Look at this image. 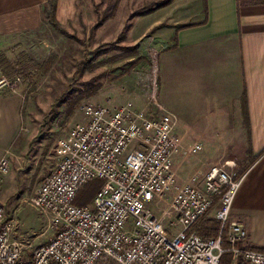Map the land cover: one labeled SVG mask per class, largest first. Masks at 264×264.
<instances>
[{
    "label": "built area",
    "instance_id": "obj_1",
    "mask_svg": "<svg viewBox=\"0 0 264 264\" xmlns=\"http://www.w3.org/2000/svg\"><path fill=\"white\" fill-rule=\"evenodd\" d=\"M158 74L155 54L139 77L147 107L86 102L82 121L58 140V162L32 197L51 217L50 241L27 253L0 201V264H220L228 252L245 264H264V251L247 243L246 228L232 218L243 180L235 162L212 165L202 185L178 182L172 164L181 143L178 119L158 102ZM20 83L0 78V88ZM10 171L9 157H0V192ZM93 181L101 186L91 201L77 204ZM163 202L172 232L156 212ZM217 202L219 232L204 238L195 225Z\"/></svg>",
    "mask_w": 264,
    "mask_h": 264
},
{
    "label": "crops",
    "instance_id": "obj_2",
    "mask_svg": "<svg viewBox=\"0 0 264 264\" xmlns=\"http://www.w3.org/2000/svg\"><path fill=\"white\" fill-rule=\"evenodd\" d=\"M52 6L64 27L77 18L80 0H0V56L15 64L26 55L16 44L44 27ZM186 6L179 20L158 21L173 39L158 54L157 98L178 119L182 154L174 158L185 161L183 151L200 145L206 153L196 158L206 167L232 158L243 163L235 168L243 180L232 218L246 228L250 246L264 249V0ZM23 104L20 89L0 88V157L14 153L23 137Z\"/></svg>",
    "mask_w": 264,
    "mask_h": 264
},
{
    "label": "rangeland",
    "instance_id": "obj_3",
    "mask_svg": "<svg viewBox=\"0 0 264 264\" xmlns=\"http://www.w3.org/2000/svg\"><path fill=\"white\" fill-rule=\"evenodd\" d=\"M188 1L80 0L78 16L64 26L66 32L46 21L44 27L16 44V52L22 51L36 62L53 59L43 76L13 78L21 80L18 89L24 96L23 137L15 152L7 154L11 171L2 183L0 201L14 223L13 237L27 245V253L53 237L50 215L35 207L32 197L58 162V140L82 121L80 108L86 102L121 104L132 100L138 108L147 107L139 77L151 70L152 57L173 43L162 34L165 27L161 23L179 20ZM183 153L185 161L174 158L182 154L180 143L172 160L180 184L202 185L205 173L215 164L233 161L234 168L243 164L232 158L206 167L205 161L196 158V154L204 155L206 148ZM94 182L83 188V197ZM168 207L163 202L156 212L163 215ZM211 215L215 218V211ZM171 218L167 213L164 225L172 232ZM220 264L239 263L224 258Z\"/></svg>",
    "mask_w": 264,
    "mask_h": 264
},
{
    "label": "trees",
    "instance_id": "obj_4",
    "mask_svg": "<svg viewBox=\"0 0 264 264\" xmlns=\"http://www.w3.org/2000/svg\"><path fill=\"white\" fill-rule=\"evenodd\" d=\"M259 1V0H257ZM47 19L52 24V26L61 31L66 32L64 27L56 20L55 16V6H52V8L47 13ZM53 64V59H48L42 63L36 62L35 60L28 58L27 55H22L21 59L17 63H12L5 57L0 56V68L4 72V76L13 79L17 76H25V77H34L36 76H43L46 74V72L51 68ZM94 186L88 190V194H84L85 197L82 196L83 189L81 190L77 201L79 204H85L89 203L91 200V194L95 192L100 186L101 181H95ZM198 233L202 235L204 238H210L212 236H215L219 232L220 223L217 219L209 217L208 214H204L196 223L195 225ZM253 247V246H252ZM255 249L264 251V249L253 247ZM224 258H227L228 260L234 261L232 253H226L223 255L221 262ZM237 263L239 264H245L241 258L237 260Z\"/></svg>",
    "mask_w": 264,
    "mask_h": 264
}]
</instances>
